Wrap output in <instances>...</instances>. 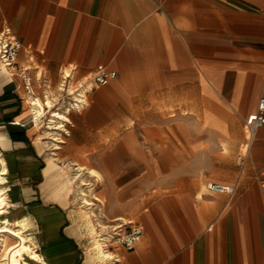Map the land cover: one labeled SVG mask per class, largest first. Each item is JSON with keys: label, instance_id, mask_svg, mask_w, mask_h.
Masks as SVG:
<instances>
[{"label": "crops", "instance_id": "obj_1", "mask_svg": "<svg viewBox=\"0 0 264 264\" xmlns=\"http://www.w3.org/2000/svg\"><path fill=\"white\" fill-rule=\"evenodd\" d=\"M4 29L31 92L0 63V224L30 216L36 264H264V123L246 125L264 96V0H0ZM100 68L117 75L65 111L68 133L50 136L46 158L29 98L55 94L64 71L86 80ZM57 148L112 221L143 229L135 248L99 255L85 213L61 199L72 174Z\"/></svg>", "mask_w": 264, "mask_h": 264}, {"label": "built area", "instance_id": "obj_2", "mask_svg": "<svg viewBox=\"0 0 264 264\" xmlns=\"http://www.w3.org/2000/svg\"><path fill=\"white\" fill-rule=\"evenodd\" d=\"M21 42L12 35L10 29L0 32V63L3 68L12 74L21 70L20 75L24 79L25 87L31 92L30 67H21L18 64V52ZM117 75V71L106 68L98 69L94 75L86 80H74L71 71H64L58 91L55 94L44 92V101L48 95L54 100L53 107L57 104L62 110L69 112L71 109H80L88 104V93L94 83H107ZM47 109H50L47 107ZM264 123V96L260 98L256 114L246 120L251 133H254L258 125ZM64 133L68 131L65 129ZM62 140V138L60 137ZM208 188L212 192L233 193L235 186L230 183L211 181ZM100 240L106 251H109L114 244L122 245L128 249H133L140 241L143 229L134 220L111 221L104 228H101Z\"/></svg>", "mask_w": 264, "mask_h": 264}, {"label": "bare ground", "instance_id": "obj_3", "mask_svg": "<svg viewBox=\"0 0 264 264\" xmlns=\"http://www.w3.org/2000/svg\"><path fill=\"white\" fill-rule=\"evenodd\" d=\"M29 103L30 106H28L32 110L34 118L33 120L37 125L42 122L48 111L51 112L48 125L46 124V128L48 129H60V127H63L64 121L68 119L65 111L59 108H53L54 100L52 97H50V95L46 97V102L40 97H30ZM47 107H49L50 109H47ZM53 137L54 139H58V136L53 135ZM37 143L40 145L41 149L44 148L41 136H38ZM55 144L56 147L60 146L59 142H56ZM1 160L4 161L3 157L1 158ZM78 169H82V171H75L76 173L72 174V176L69 178V183L74 182L76 179L80 180L82 184L85 183L83 178V173L86 172L84 170L85 168L82 165H79ZM7 171L8 168L6 164L0 165V214H5L7 212V205L9 204L7 188L2 185V183L6 181L4 174L7 173ZM87 172L93 175L96 173L94 169H88ZM203 190L206 191L208 189L207 187H203ZM79 192L83 197V204H81L82 211L85 213V216L91 226V230L95 233V247L98 249L99 255H110V252L105 250L100 240L101 233L99 232L95 222V219L97 218H94V216L97 215L94 206L96 203L95 200H100L101 198L97 194H94L95 200H91L87 197L88 192L84 188H81ZM92 193L95 192L93 191ZM70 197L71 194L67 193L64 194L61 199L62 201L67 202ZM28 220V215H24L22 217L20 216L19 218L15 219H11L9 215L3 216L2 222L0 224V264H36L38 262L43 263L44 257L37 249V242L34 240V238H32L31 233L28 231ZM103 227H105V225ZM12 238H14V241L11 240Z\"/></svg>", "mask_w": 264, "mask_h": 264}, {"label": "rangeland", "instance_id": "obj_4", "mask_svg": "<svg viewBox=\"0 0 264 264\" xmlns=\"http://www.w3.org/2000/svg\"><path fill=\"white\" fill-rule=\"evenodd\" d=\"M50 97H52V96H50ZM58 106L59 105L56 104L53 108H59ZM50 113L51 112L48 111L46 113L45 117L43 118L42 122H40L38 124L39 134H40L38 136L42 137L43 144L47 148L46 153H44V156L46 158L50 155V152L53 150V146H54L52 144V139L50 138V136L55 135V136H60L62 138L63 136L61 134L64 133V130H60L61 128L60 129H48V128H46V126L48 125L49 118H50ZM55 132H57V133H55ZM38 136H37V139H38ZM59 143H61V142H59ZM54 150H56V153L54 154V156L56 157L57 162L60 165H62V169L64 170L63 173L65 172V173L75 174L79 170L75 167L74 164H70L66 158L62 157V155L59 153V148L54 149ZM81 171L82 170H79L78 172H81ZM83 175H84L83 178L85 181L84 184H82L81 181L78 179H76L71 184V187H72L71 207H73L75 209V211H77L80 218L82 217L83 219H85L84 215H83V211H82V205H81V204H83V197L79 191L81 188H84L88 192L87 197L90 198L91 200H95L94 194H97L101 198V200L104 201V205H103V202L101 200H95L96 203L94 205L95 211L97 212V215L94 216V218H97V219H95V222H96V225L98 227L99 232H101V228H104L103 227L104 225L106 226L107 224H109L112 221L110 219V217H108L106 210H105V203H107V201H105L106 197H105V194H99L96 192L97 188H96L95 184L91 185V183H90L89 187H86L87 183H88V182H86L87 177L85 174H83ZM91 191L92 192L94 191L95 193H92ZM28 221H29L28 229H30L32 227V225L34 224V221L30 218V216H29ZM99 224H101V225H99ZM33 235L34 234L31 233L32 237H34ZM92 237H93V235H92ZM11 240L14 241V238H12Z\"/></svg>", "mask_w": 264, "mask_h": 264}, {"label": "trees", "instance_id": "obj_5", "mask_svg": "<svg viewBox=\"0 0 264 264\" xmlns=\"http://www.w3.org/2000/svg\"><path fill=\"white\" fill-rule=\"evenodd\" d=\"M24 138H25V136H24Z\"/></svg>", "mask_w": 264, "mask_h": 264}]
</instances>
